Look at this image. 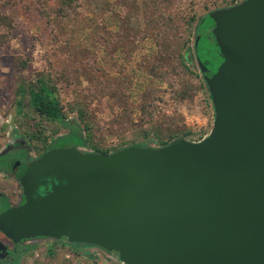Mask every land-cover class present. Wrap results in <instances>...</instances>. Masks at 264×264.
Segmentation results:
<instances>
[{
    "label": "water",
    "instance_id": "1",
    "mask_svg": "<svg viewBox=\"0 0 264 264\" xmlns=\"http://www.w3.org/2000/svg\"><path fill=\"white\" fill-rule=\"evenodd\" d=\"M209 15L223 61L212 73L195 57L209 134L111 154L46 152L20 180L26 203L0 214L5 237L65 238L122 264H264V0Z\"/></svg>",
    "mask_w": 264,
    "mask_h": 264
},
{
    "label": "rangeland",
    "instance_id": "2",
    "mask_svg": "<svg viewBox=\"0 0 264 264\" xmlns=\"http://www.w3.org/2000/svg\"><path fill=\"white\" fill-rule=\"evenodd\" d=\"M231 1L177 0L175 11H191L197 14L198 19L183 33L179 42L171 38V43H167V46L173 45L174 49H181V53L191 57V63H196V58H199L215 73L223 61L213 35L215 22L208 13L231 6ZM33 2L0 0V11L9 15L14 22L9 42L0 46V152L15 146L6 157L0 159V168L4 171L0 173V192L7 194L0 198V214L15 208V200L11 194L17 191L18 186L7 185L6 179L17 180L25 172V159L29 156L30 148L27 145L22 146L23 140L33 148V155L43 152V142L31 140V119L34 114L29 106H26L22 114L18 113L16 91L20 83L36 81L38 74L45 70L52 72L59 78L61 99L68 119H78V108L88 109L87 118L96 127L93 140L106 147L132 146L145 142H149L151 147H157L155 129L150 131L149 129H153L151 124L144 126L139 122L140 113L135 108L139 107L145 91H154L169 100L165 83L156 84L148 75L138 70L147 56H153L158 51V46L150 40L143 44H138L135 40L139 29L145 25L143 12L150 8L152 0H87L91 20L88 24L86 21H81L84 24L79 22L85 27L82 29L77 24V33L72 29V22L61 19L57 25H47L46 28L42 19H38V13L33 10ZM120 8L121 20L113 21L109 14ZM72 36L76 37L74 41ZM196 36L198 44L194 46ZM16 58L27 60V68L21 70ZM127 77L132 80L129 86ZM99 87L104 88L107 94H102L98 100L92 102L88 95L94 94ZM209 100L207 94L200 91L193 100L178 105L179 115L173 119L182 121L183 129L192 133L186 140L197 142L211 131L214 113ZM169 104H172L170 100ZM126 107L128 110L135 109L129 120L132 122L131 128L124 133L111 132L115 118ZM107 124L111 125L109 129ZM46 125L48 130L45 135L49 137L48 142H55L53 149L82 146L78 130H70L69 127L49 122ZM147 130L151 132L150 140L144 137V131ZM164 131H168L167 128ZM121 136L123 140H120ZM78 148L86 153L92 151L90 148ZM7 161L8 166H5ZM18 163L22 165L15 170ZM38 239L42 241L36 242V245L29 244L28 253L21 260V264H94L93 260L88 261L83 255H75L71 248L63 246L57 249L56 257L49 258L46 252L49 247L56 245L55 240ZM76 249L80 253L94 254L99 258V264H119L114 255L94 246H80ZM17 262L18 258L10 264Z\"/></svg>",
    "mask_w": 264,
    "mask_h": 264
},
{
    "label": "trees",
    "instance_id": "3",
    "mask_svg": "<svg viewBox=\"0 0 264 264\" xmlns=\"http://www.w3.org/2000/svg\"><path fill=\"white\" fill-rule=\"evenodd\" d=\"M241 1L232 0L230 5H235ZM34 2L33 7L35 5V8L33 10L38 13V19H42V24L46 28L47 25L48 27L57 25L61 19L65 22H72V29L77 33V24L81 26V21H86V24L90 23L91 19L89 17V8L86 4L87 0H35ZM176 3L177 0H152L150 8L143 12L145 25L139 29V33L135 37L138 44H143L145 41L150 40L158 46L157 54L147 56L146 60L143 61L144 63L140 64L138 70L148 75L156 84L165 83L167 85L165 92L172 103L170 105L169 100L167 101L161 94H156L154 91L148 93L145 91L146 94H143L139 107L135 108L140 113L139 122L144 126L151 124L153 129H149L150 131L155 129L154 138L156 139V143H158L157 147H165L174 141L185 139L192 135L190 131L183 129L184 123L182 121H175L173 118L179 115L177 111L178 105L193 100L198 92L204 91L207 94L210 99L209 105L213 111L208 87L197 69V62L190 63L187 54L180 52L181 49H174L175 46L173 45L167 46V43H171V38H175L179 42L183 33L189 27H192L198 19L197 14L191 11H175ZM119 10L117 9V11L109 14V17L113 21L121 20L119 18L121 16V8ZM81 27L79 28L81 29ZM13 28V19L0 11V46L6 45L9 42L10 33ZM71 38L74 41L76 37L72 36ZM195 41H197V36ZM187 43L184 45L186 46ZM15 61L21 70L26 69L28 66L27 60L16 58ZM58 80L59 78L52 72L45 70L38 74L36 81L20 83L16 91L18 113L22 114L28 105L34 114L31 119L33 121L31 140L43 142V147H41L43 154L52 150L55 145V142L49 143V137L45 135L48 130L47 122L69 127L70 130H78L82 146L76 145V147L90 148L92 150L91 153L95 154L116 153L132 146L151 147L148 144L149 142H145V144H133L132 146L106 147L94 141L92 136L96 131V127L92 120L87 118L88 109L80 107L78 108V119H68L65 105L61 99ZM130 81L132 80L129 78V82L127 81L128 86L131 85ZM93 93L92 95H88L92 102L98 100L102 94H107L104 88L100 87L95 89ZM121 101L123 102L124 100L121 99ZM135 109L128 110L126 107V110L119 113L112 124L114 127L110 131L117 133L127 132L131 128L132 122H129V120L132 118ZM109 124L106 125L108 129L111 127ZM166 128L168 131H164ZM149 130L144 131L146 139H149L151 136ZM120 140H123V137ZM6 154L0 156V159L6 157ZM55 242L56 245L47 249L46 254L49 258L56 257L57 249L59 246H63L71 248L72 253L75 255L84 256L88 261L93 260L94 264H99L97 261L99 258L94 254L90 252L80 253L76 249L80 246L88 247L90 245L72 244L67 239L55 240ZM98 249L107 252L101 248Z\"/></svg>",
    "mask_w": 264,
    "mask_h": 264
},
{
    "label": "flooded vegetation",
    "instance_id": "4",
    "mask_svg": "<svg viewBox=\"0 0 264 264\" xmlns=\"http://www.w3.org/2000/svg\"><path fill=\"white\" fill-rule=\"evenodd\" d=\"M17 143V142H16ZM20 144V143H19ZM17 145V144H16ZM25 145L29 146V156L28 158L25 159V162H26V168H25V172L23 173V175L20 177L22 178L26 172H27V169H28V166L38 160L39 158L42 157V155H44L42 152L37 154V155H33L32 154V150L33 148L30 146V144H28L26 141L23 140L22 142V146L25 147ZM15 146H11V148H13ZM9 149V151H10ZM22 164L21 163H18V166H21ZM5 166H8V161L6 162V165ZM4 166V167H5ZM17 169V167L15 166V170ZM0 173H4L3 171V168H0ZM5 175V174H4ZM6 176V175H5ZM12 179V178H7L6 181H8V184L7 185H17L18 188H17V191L13 192L11 194V196L13 197V199L15 200L14 201V206L13 207H20L22 205H24L26 203V199H25V196H24V190H23V187L20 183V180L21 179ZM16 195H15V194ZM0 195L2 197L4 196H7L6 193H3V192H0ZM9 195V194H8ZM42 239V237L40 238ZM43 239H48V238H43ZM65 239V238H63ZM0 241L6 246L7 250L6 252H0V264H10V262L12 260H15L18 258V264H21V260L24 258V256L28 253L27 249L29 247V244H34L36 245L37 243L36 242H39V241H42V240H39L38 238H35V239H25V240H22L20 243L16 244V246L14 245L15 243L8 239L7 237H5L1 232H0ZM21 248H19V246ZM21 249V250H20ZM110 254V253H109Z\"/></svg>",
    "mask_w": 264,
    "mask_h": 264
},
{
    "label": "built area",
    "instance_id": "5",
    "mask_svg": "<svg viewBox=\"0 0 264 264\" xmlns=\"http://www.w3.org/2000/svg\"><path fill=\"white\" fill-rule=\"evenodd\" d=\"M205 137H206V136H205ZM205 137H204V138H205ZM204 138H202L201 140H203ZM201 140H199V141H201ZM199 141H197V142H199ZM115 259H116L117 262H119V260H118L117 258H115ZM119 264H122V263L119 262Z\"/></svg>",
    "mask_w": 264,
    "mask_h": 264
}]
</instances>
